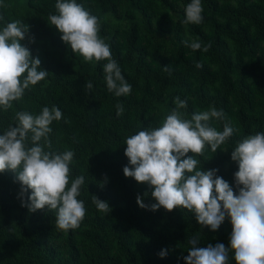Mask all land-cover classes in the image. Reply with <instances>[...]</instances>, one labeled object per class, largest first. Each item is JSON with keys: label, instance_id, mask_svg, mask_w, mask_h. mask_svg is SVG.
Segmentation results:
<instances>
[{"label": "trees", "instance_id": "trees-1", "mask_svg": "<svg viewBox=\"0 0 264 264\" xmlns=\"http://www.w3.org/2000/svg\"><path fill=\"white\" fill-rule=\"evenodd\" d=\"M56 2L0 0V29L15 20L27 25L20 43L49 72L10 109H0V135L16 126L17 112L38 115L45 106L58 107L62 118L50 125L51 150L74 152L70 182L84 177L78 199L86 214L78 228L59 230L56 210L46 206L30 212L31 189L21 196L17 173L0 172V264H187L192 247L217 244L227 249V264H236L227 215L212 230L182 207L138 206V195L145 205L156 201L147 183L124 176L123 167H132L124 142L140 130L159 127L176 107V97L187 102L180 110L186 119L210 107L222 110L224 118L209 124L222 131L230 123L232 136L215 153L206 145L204 156L195 158L201 171L217 169L216 176L238 194V164L231 152L245 136L264 132V0H201L200 24L183 23L191 0H76L100 21L99 34L131 85L130 94L119 97L107 89V61L85 62L49 24V15L58 14ZM185 40L201 48L193 50ZM205 45H210L207 51ZM87 81L93 85L90 92ZM118 103L124 107L119 117ZM92 195L111 211H98Z\"/></svg>", "mask_w": 264, "mask_h": 264}, {"label": "clouds", "instance_id": "clouds-1", "mask_svg": "<svg viewBox=\"0 0 264 264\" xmlns=\"http://www.w3.org/2000/svg\"><path fill=\"white\" fill-rule=\"evenodd\" d=\"M55 8L58 14H50L48 22L62 34L61 40L85 62L107 61L103 68L107 89L117 97L130 94L131 85L99 34L98 18L76 0H57ZM202 11L201 0H191L185 8L183 23L200 24ZM27 31L28 26L20 20L8 22L0 29V109L5 111L49 73L40 69V60L20 43ZM183 43L193 50L201 48L199 42ZM209 47L205 45L203 50ZM196 67L202 65L197 63ZM85 88L90 92L92 82L87 81ZM174 102L176 107L159 127L140 130L125 139L124 155L132 167L124 166L123 174L138 183H147L156 201L145 205L138 195L136 203L153 211L160 207L167 211L185 208L195 213L198 223L212 230L218 229L227 215L232 225L230 247L236 264H264V132L245 136L231 152V160L238 164L234 173L238 194H234L229 183L216 176L217 169L201 171L200 161L195 158L204 156L206 145L215 153L232 136L234 129L230 123H225L222 131L209 124L210 120L223 119V111L210 107L186 119L180 110L187 108V102L179 97ZM123 112V104L118 103L116 115ZM61 118L62 112L56 106H45L38 115L17 112L16 126L10 125L0 135V172H16L20 195L31 189L29 211L46 206L50 211L56 210V227L67 231L78 228L85 217L84 202L78 199L85 181L81 175L70 182L73 151L51 150L50 125ZM189 152L191 156L187 155ZM92 199L98 211H111L106 201L95 195ZM190 243L195 245L196 240ZM158 255L163 257L165 251ZM184 259L187 264H227V249L223 244L192 247Z\"/></svg>", "mask_w": 264, "mask_h": 264}]
</instances>
